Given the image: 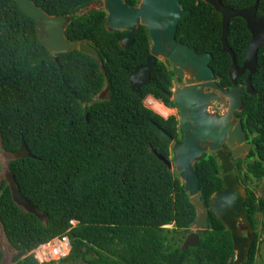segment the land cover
Returning a JSON list of instances; mask_svg holds the SVG:
<instances>
[{"label":"trees","instance_id":"trees-1","mask_svg":"<svg viewBox=\"0 0 264 264\" xmlns=\"http://www.w3.org/2000/svg\"><path fill=\"white\" fill-rule=\"evenodd\" d=\"M51 16H69L65 37L85 41L100 55L109 82L108 99L96 100L104 89L103 75L93 58L78 50L55 61L36 37L35 23L13 0H0V134L7 152L24 143L29 158L9 161L7 171L21 194L46 215L44 222L16 206L4 179L0 182V224L18 264H39L30 252L54 238L67 237L70 249L60 264H232L229 231L208 210L209 199L221 188L220 168L211 153L194 164L199 194L207 210L208 229L197 247L182 249L197 211L184 191L178 173L158 158H172L171 148L154 132V122L175 142L182 140L176 116L163 118L144 105L146 97L175 108L166 96L174 74L157 61L147 85L134 92L128 82L133 70L148 57L150 39L138 26L133 44L120 46L125 32H108L106 14L93 9L97 0H32ZM134 7L138 0H123ZM234 10L256 0H219ZM257 16H264V0H257ZM189 15L177 26L176 39L197 53H209L214 78L223 89L231 57L221 52V16L199 0H181ZM250 34L241 18L229 23L226 38L237 66L244 60ZM242 84L239 113L247 138L259 160L236 163L245 179L260 180L264 172V46L257 53L250 85ZM238 86V85H237ZM244 183V181H243ZM252 194L247 190L244 207ZM75 224L72 225L71 222ZM255 235L243 264H255L260 241ZM53 264V263H49Z\"/></svg>","mask_w":264,"mask_h":264},{"label":"water","instance_id":"water-1","mask_svg":"<svg viewBox=\"0 0 264 264\" xmlns=\"http://www.w3.org/2000/svg\"><path fill=\"white\" fill-rule=\"evenodd\" d=\"M13 1L23 14L34 21L38 42L52 54L55 61L61 54L75 50L95 60L105 82V87L96 100L108 99L109 82L97 50L85 41L69 42L65 37L69 16L48 15L32 0ZM201 1L210 5L221 16V52L231 57L228 77L232 88L223 89L217 84L209 65L212 61L211 54L197 53L194 48L177 41V26L190 13L181 8L180 0H139L135 7H127L123 0H103L102 9L106 14L105 28L108 32H126L120 42L122 48L132 45L138 26L147 30L150 39L148 57L145 63L136 67L128 77L131 90L137 92L150 82L151 71L159 60L167 61L174 77L185 83L178 90L166 94L177 110L182 140L175 142L154 122H150L160 140L171 148V159L158 158L168 170H176L184 191L197 211V218L192 226L196 232L186 235L181 248L197 247L199 234H205L208 229L207 210L199 194V181L194 164L204 154L211 153L221 171V188L210 197L208 210L230 233L234 252L232 264H243L252 246L254 233L244 207L246 195L232 171V161L241 155H247L256 146L246 141L240 118L234 117L243 107L241 91L236 86V80L247 72L245 91L251 95L255 94L250 79L256 70L258 50L264 46V17L256 16L257 2L249 9L234 10L224 7L219 0ZM95 8L91 5L81 15ZM236 17L245 21L251 35L241 66H237L233 52L226 43L229 22ZM225 105L226 110H223ZM0 150L7 163L31 157L24 143H21L17 151L7 152L3 147L1 134ZM229 150L233 156L231 159L227 156ZM4 180L9 187L13 203L25 213L32 214L44 222L46 215L40 213L21 194L9 171L5 173ZM260 192H264V178ZM243 231L245 236L242 235ZM259 253L264 261V240L260 244Z\"/></svg>","mask_w":264,"mask_h":264},{"label":"flooded vegetation","instance_id":"flooded-vegetation-1","mask_svg":"<svg viewBox=\"0 0 264 264\" xmlns=\"http://www.w3.org/2000/svg\"><path fill=\"white\" fill-rule=\"evenodd\" d=\"M181 1V0H180ZM199 1H201V0H199ZM124 2V1H123ZM203 2V1H202ZM255 2H257V4H258V1L256 0ZM255 2H254V4H255ZM100 3H102V5H101V7H96L95 9H102V6H103V0H97L96 2H95V4H94V7H95V5H97V4H100ZM139 3V0H138V2H137V4ZM124 4H125V2H124ZM136 4V5H137ZM253 4V5H254ZM126 5V4H125ZM135 5V6H136ZM134 6V7H135ZM127 7H129V6H127ZM224 7H226V6H224ZM252 7V6H251ZM182 8V7H181ZM230 8V7H229ZM247 9H249V8H247ZM103 10V9H102ZM183 10H185V9H183ZM238 10H245V9H238ZM189 11V10H188ZM190 12V11H189ZM256 16H257V8H256ZM258 17H264V16H258ZM232 20V19H231ZM230 20V21H231ZM243 20V19H242ZM244 21V20H243ZM245 22V21H244ZM230 23V22H229ZM245 26H246V23H245ZM228 31H229V27H228ZM250 34V33H249ZM125 35H126V32H125ZM124 35V36H125ZM124 38V37H123ZM227 38V37H226ZM250 39H251V35H250ZM250 39H249V41H250ZM122 40V39H121ZM121 40H120V42H121ZM178 41V40H177ZM180 42V41H179ZM182 43V42H181ZM133 44V43H132ZM184 44V43H183ZM248 44V43H247ZM186 45V44H185ZM120 46H121V44H120ZM131 46V45H130ZM129 46V47H130ZM222 46V45H221ZM247 46V45H246ZM190 47V46H189ZM193 48V47H192ZM195 49V48H194ZM222 49V48H221ZM259 51V50H258ZM246 52V51H245ZM206 53V52H205ZM223 53V52H222ZM227 54V53H226ZM245 57V56H244ZM159 61H161V62H164V63H168L167 61H165V60H159ZM168 65H169V67H170V69H171V66H170V64L168 63ZM245 73H247V72H245ZM244 73V74H245ZM240 77H242V75L240 76ZM239 77V78H240ZM246 77H247V74H246ZM246 77L244 78V81L246 80ZM174 82H177V83H179V84H183L182 86H184L185 85V83H184V81L183 80H180L179 78H176V77H174V80L172 81V87H171V93L172 92H174L172 89H173V84H174ZM217 82V81H216ZM218 84V83H217ZM238 85V86H237ZM181 86V87H182ZM236 86L240 89V91H241V86H242V84H238L237 83V80H236ZM244 86H245V84H244ZM180 87V88H181ZM179 89V88H178ZM178 89H176V90H178ZM175 90V91H176ZM170 93V94H171ZM241 98H242V95H241ZM159 102H160V104H161V106H163V108L165 107V105L160 101V100H158ZM149 106H150V108H152V105L151 104H149ZM165 108H167V107H165ZM243 108V107H242ZM153 109V108H152ZM168 109V108H167ZM170 109V108H169ZM171 109H173V108H171ZM223 110H226V105H225V107L223 108ZM242 111V110H241ZM240 111V112H241ZM224 112V111H223ZM240 112H236L235 113V115H234V117H239L240 118V121H241V117H240V115H239V113ZM241 124H242V122H241ZM243 128V127H242ZM246 135V134H245ZM246 141L250 144V145H252L253 146V144L250 142L251 141V138H247V135H246ZM254 148H252L251 149V151H250V153H248L247 155H245V156H243V155H241L240 157H237V158H234L233 159V161H232V164H233V172L236 174V177H237V180H238V182H239V184L243 187V190H244V193H245V195H246V198H247V190L249 191V193L250 194H252V204H249V206H248V210H250V212H251V214H252V216H253V221H254V228L252 227V225H251V227H252V229H253V233H254V238H253V243H254V239H255V235H257V239L260 241V244H261V242L264 240V192L263 193H261L260 192V187H261V184H262V181H263V178H264V172H263V175L261 176V178H260V180H257L256 179V177H253V176H251V175H249V178H247V179H245V177H244V175L242 174V173H239L238 174V172H237V170H236V163L238 162V161H242V170L243 171H246V168H245V164L246 163H249V162H252V161H257V160H259V158H257V157H255V156H253V157H251V152H252V150H253ZM1 151V150H0ZM227 156H228V158H232L233 156H232V154H231V150H229L228 152H227ZM263 164H264V162H262ZM220 178H221V171H220ZM221 180V179H220ZM243 181H244V183H243ZM218 191V190H217ZM215 193V192H214ZM246 198H245V201H246ZM245 203V202H244ZM251 224V223H250ZM190 232H196L195 231V229L192 227L191 229H190ZM189 232V233H190ZM242 235H244L245 236V232L243 231L242 232ZM252 243V244H253ZM260 244H259V250H258V256L257 255H255V257H254V263L255 264H259V261L261 262V264H264V261L262 260V258L260 257ZM251 249V248H250ZM12 250H13V248L9 245V243L7 244V247H6V244H5V242H4V240H3V237H1L0 236V264H6L7 262H6V252H7V254L9 253V254H11L12 253ZM249 252H250V250H249ZM16 254V253H15ZM249 255V254H248ZM15 256L16 255H12L11 257H10V259H9V261H8V263L7 264H18V261H15ZM234 259V258H233ZM232 262H233V260H232ZM53 264H55V262H53Z\"/></svg>","mask_w":264,"mask_h":264},{"label":"built area","instance_id":"built-area-1","mask_svg":"<svg viewBox=\"0 0 264 264\" xmlns=\"http://www.w3.org/2000/svg\"><path fill=\"white\" fill-rule=\"evenodd\" d=\"M75 224L74 221L71 222ZM70 243L67 237L54 238L51 241L40 244L30 252V255L39 264H49L65 258L69 252Z\"/></svg>","mask_w":264,"mask_h":264},{"label":"rangeland","instance_id":"rangeland-1","mask_svg":"<svg viewBox=\"0 0 264 264\" xmlns=\"http://www.w3.org/2000/svg\"><path fill=\"white\" fill-rule=\"evenodd\" d=\"M101 5H102V3H100V4H97V5H95V7H101ZM183 84H179V83H177V82H174V84H173V91H175L176 89H178V88H180L181 86H182ZM155 102V103H158V104H160V102L158 101V100H155V99H153L152 97H150V96H148V97H146L145 98V100H144V105L148 108V109H150V110H152V108H150V106H149V104H151V102ZM161 105V104H160ZM163 107V106H162ZM164 109H167V108H165L164 107ZM152 111H154V110H152ZM167 111H168V113L167 114H165V115H162V114H159L158 112H156V111H154L156 114H159L160 116H162L163 118H168L169 116H171V115H173V116H176L177 117V119H178V114H177V110H176V108H173V109H167ZM174 171H176V170H173V172ZM7 172V160H5L3 157H2V155H1V151H0V182H1V180L2 179H4V176H5V173ZM0 236L1 237H3V240H4V242H5V244H6V247H7V244H8V241L6 240V238H5V236H4V233H3V231H2V227H1V224H0ZM16 252H15V250L13 249L12 250V253L11 254H7V252H6V262L8 263V261H9V259H10V257L12 256V255H16L15 254ZM6 263V264H7ZM55 264H60V262L59 261H57V262H55ZM70 264H85V263H83V262H78V263H70ZM259 264H261V262L259 261Z\"/></svg>","mask_w":264,"mask_h":264},{"label":"bare ground","instance_id":"bare-ground-1","mask_svg":"<svg viewBox=\"0 0 264 264\" xmlns=\"http://www.w3.org/2000/svg\"><path fill=\"white\" fill-rule=\"evenodd\" d=\"M156 102V101H155ZM155 102H151L152 105V110L158 112L159 114L165 115L168 113L167 109H164L160 104L155 103Z\"/></svg>","mask_w":264,"mask_h":264},{"label":"clouds","instance_id":"clouds-1","mask_svg":"<svg viewBox=\"0 0 264 264\" xmlns=\"http://www.w3.org/2000/svg\"><path fill=\"white\" fill-rule=\"evenodd\" d=\"M151 97V96H150ZM153 98V97H152ZM154 99V98H153ZM156 100V99H155ZM154 112V111H153ZM159 115V114H158Z\"/></svg>","mask_w":264,"mask_h":264}]
</instances>
